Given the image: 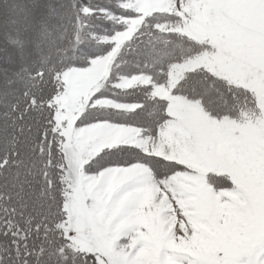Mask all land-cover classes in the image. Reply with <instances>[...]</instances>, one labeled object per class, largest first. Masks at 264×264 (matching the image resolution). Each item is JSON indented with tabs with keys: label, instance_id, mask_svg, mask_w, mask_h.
<instances>
[{
	"label": "snow or ice",
	"instance_id": "snow-or-ice-1",
	"mask_svg": "<svg viewBox=\"0 0 264 264\" xmlns=\"http://www.w3.org/2000/svg\"><path fill=\"white\" fill-rule=\"evenodd\" d=\"M0 264H264V0H0Z\"/></svg>",
	"mask_w": 264,
	"mask_h": 264
}]
</instances>
